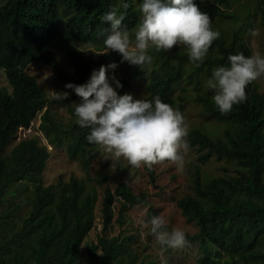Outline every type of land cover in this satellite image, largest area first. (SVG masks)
<instances>
[{"label":"trees","instance_id":"16d2710c","mask_svg":"<svg viewBox=\"0 0 264 264\" xmlns=\"http://www.w3.org/2000/svg\"><path fill=\"white\" fill-rule=\"evenodd\" d=\"M113 0H0V69L3 70L11 89L0 86V199L8 192L13 194L15 189L10 187L15 177L22 174H39L44 168L47 152L44 147L37 145L34 139L26 138L18 141L10 150L4 152L5 146L14 138L18 127H27L45 104L47 97L35 77L25 73L26 66L35 61L56 66L54 51L63 54L73 67L74 75L67 79L60 76L63 84L82 85L88 82L93 70L105 66L104 57L93 61L77 47V42H85L97 49L105 48L103 41L110 31V25L102 21V17L112 10ZM225 4L227 0H221ZM201 12L208 16L216 15L231 17L232 13L221 9H206L199 0H193ZM263 11L264 2L260 0ZM127 3L128 8L123 5ZM123 14L122 28L127 31L139 24L140 19L132 7L131 0H120L117 15ZM70 15L64 27H59L60 18ZM240 29L232 32V40L225 43L218 37L207 53L204 63L196 68L188 59L187 51L149 50V55L158 64L149 73L146 83L147 95L145 100H152L159 95L163 102L175 105L177 110L182 104L176 102L171 95L173 87L183 78L187 81L198 82L200 74L210 77L212 69L218 64L229 65L228 56L243 53L251 56V49L239 37ZM189 62L193 68L184 73L182 64ZM122 87L113 88L119 95L127 83L117 79ZM71 90V89H70ZM72 91V90H71ZM246 102L234 105L231 112L221 114L213 100L204 94H198L195 100L216 119L235 123L233 132H225L229 145L222 139L212 140L197 130H192L187 138L189 146L199 150L206 149L199 155L204 161L215 155L217 158H235L245 171H239V177L233 181H226L222 177L212 178L205 186L201 185L198 173L194 177L196 194L209 203L203 206L197 199L187 195L178 201L182 213L189 219L195 220L198 232L190 238L208 239L217 249L203 254L195 264H213V256H219L222 251L234 260L237 255L240 260L248 264L249 260L264 264V251L253 248L256 241L264 242V179L261 171L264 165V93L256 90L251 82L246 88ZM78 98L72 91L67 98ZM62 100H66L63 99ZM74 108L71 112L74 113ZM40 124L44 134L52 143L59 145L62 139H70L67 145L69 158L83 155L86 147L95 144L88 143L86 137L90 129L81 128L75 123L67 127H60L46 114L42 113ZM77 120V118H76ZM151 180L153 173L149 170ZM100 177L98 181H104ZM32 181L33 206L29 216L24 219L23 229L29 234L36 233L35 245L31 246L30 254L34 264H68L73 256L75 247L82 236L92 226L93 207L96 200L95 192L83 191L82 182L76 177H70L67 183L57 186H43L39 178ZM229 187L246 194V199H231L224 187ZM114 193L129 206L147 204L145 192L134 193L130 187L117 183ZM106 201L103 203L102 222L105 228L111 221L112 193L106 191ZM53 197H57L54 209L50 208ZM254 197L255 199H252ZM145 215L147 221L154 214L151 206ZM247 231V232H246ZM245 232L247 233L246 235ZM63 235L62 246L54 262H46L48 248L55 246ZM19 235L11 240H18ZM88 258L94 264H104L113 260L125 251L121 242L115 238L97 237L96 243L87 245ZM100 248L101 261L95 259V250ZM0 260V264H1ZM6 264H24V259L16 253ZM125 264H135L130 259ZM224 264H228L225 262Z\"/></svg>","mask_w":264,"mask_h":264},{"label":"rangeland","instance_id":"374dc122","mask_svg":"<svg viewBox=\"0 0 264 264\" xmlns=\"http://www.w3.org/2000/svg\"><path fill=\"white\" fill-rule=\"evenodd\" d=\"M200 5L206 9H221L224 12L232 13L231 17L209 16L212 22V29L219 32L225 43L232 40V32L235 28L240 29V40L246 43L251 49V54L259 52L264 56V9L261 10L260 0H227L225 4L221 0H199ZM120 0L112 1V10H118ZM132 7L141 18L140 5L142 0H131ZM264 2V0H263ZM70 15L64 16L59 20V27H64L65 20ZM138 25L129 30L130 37L134 39V33ZM251 30H256L257 35L250 34ZM79 50L83 51L93 61L104 57L105 66L116 64L114 70L108 71L109 77L123 79L126 81V88L122 89L118 96L125 94L131 95L134 100L143 99L147 95L146 83L149 73L156 67L158 61L152 59L151 63H146L141 68L131 65L127 61L122 62V57L112 51L107 54L105 48L97 49L85 42H77ZM178 51H187L183 46L174 47ZM56 57V66L43 64L40 62H31L24 69L25 73L35 77L37 83L43 89L48 102L37 112L27 127H18L14 138L5 146L4 152L9 154L11 148L21 139L32 138L37 145L45 148L47 158L44 168L39 174H22L15 177L10 187L14 188L13 194L8 192L0 199V260L1 264H6L12 259L13 255L18 253L24 264H34V259L30 254L31 246L35 245L36 233L29 234L23 229L24 219L29 216L33 206L32 187L33 176L39 178L43 186L54 187L60 183H67L70 177H76L83 184V191L95 192L96 200L93 207L92 226L82 236L80 243L75 247L73 256L68 264H94L88 258L87 245L97 242V237L104 236L107 239L115 238L124 246L125 251L113 260L104 264H125L130 259L135 264H195L197 260L210 250L217 249L210 247L211 241L208 239L190 237L198 232V225L195 220L189 219L182 213L178 206V201L187 195L197 199L203 206L209 203L199 197L194 190V177L197 172L202 186H205L212 178L222 177L226 181H233L239 177V171H245V167L235 158H217L212 155L204 161L199 160V155L206 149L199 150L196 145L189 146V151L184 153L185 166L179 170L176 165L170 162H163L154 165L151 169L153 180H151L149 169L142 166L139 169L131 167L124 158L115 159L110 153H106L100 146L93 145L86 147L83 155L79 154L76 158H69L67 145L70 139H62L61 144L52 143L53 137L48 138L42 130L40 124L42 113H46L60 127H67L75 123L76 116L71 112L75 104L80 102L78 98H58L55 94L72 93L70 89L65 88V84L60 82V76L67 79L73 77V67L67 58L54 51ZM97 54V55H96ZM101 54V55H99ZM219 67H228L224 64H218L212 69V73ZM183 72L186 73L193 68L189 62L182 64ZM210 77L200 74L198 82L180 80L172 89L171 95L176 102L182 104L179 110L185 117L189 125V134L192 130H197L209 139H222L229 145L225 132H233L235 123L222 121L212 116L202 104L195 100L196 95H208L211 99L214 91L209 89L207 81ZM112 87L114 83L110 80ZM256 90L264 93V76L254 81ZM0 86L11 89L7 82L3 70L0 69ZM55 93V94H54ZM176 109L175 105H172ZM264 131V124L262 126ZM189 136V135H188ZM188 138V137H187ZM264 160V156L262 157ZM106 177L104 181H98L100 177ZM264 179V165L261 171ZM127 184L134 192H145L147 195V204H137L129 206L114 193L117 183ZM112 193L111 201V221L103 228L101 208L106 201V191ZM224 190L231 199H246L248 196L241 192L224 187ZM255 199L254 197H251ZM57 197H53L50 208L54 209ZM151 206L154 210L153 215H160L166 221L165 230L171 231L173 228L181 229L186 234L189 246L183 249H167L161 252V246L156 242L155 237L150 232V225L144 227L141 221L147 222L144 214V208ZM152 215V216H153ZM247 232V231H246ZM245 232L244 235L247 233ZM19 235L18 240L12 241L14 235ZM63 235L57 240L55 246L49 247L46 254V262H54V256L58 255ZM253 248L264 251V242L256 241ZM95 259L101 261V250H95ZM213 264H246L236 255L234 260L230 258L225 251L219 256H213ZM248 264H260V262L249 260Z\"/></svg>","mask_w":264,"mask_h":264},{"label":"clouds","instance_id":"9594fccd","mask_svg":"<svg viewBox=\"0 0 264 264\" xmlns=\"http://www.w3.org/2000/svg\"><path fill=\"white\" fill-rule=\"evenodd\" d=\"M123 7L127 9L128 4ZM140 10L142 15L134 39L122 28L123 14L117 15L113 9L101 18L110 25V31L105 29L108 35L103 41L104 54L116 52L122 62L141 68L152 61L148 54L150 49L170 51L183 45L189 61L199 68L220 35L212 29L207 13L201 12L193 0H142ZM250 34L255 36L257 32L251 30ZM228 62L230 66L214 70L206 85L214 91L212 100L222 115L231 112L234 105L246 102L247 86L264 76V56L259 52L249 57L243 53L229 55ZM116 67L114 63L102 65L93 70L87 83L65 85L80 98L74 114L79 127L90 129L86 137L88 143L100 146L117 160L124 158L136 169L145 166L151 170L154 165L167 161L182 170L184 153L189 151V125L184 115L163 102L159 95L152 100H134L128 94L118 96L110 80L116 88L122 86L114 76L107 74ZM55 95L67 98L66 92ZM147 211L145 207V215ZM141 223L144 227L150 225L161 252L189 246L185 232L178 228L165 230L166 221L160 215Z\"/></svg>","mask_w":264,"mask_h":264}]
</instances>
